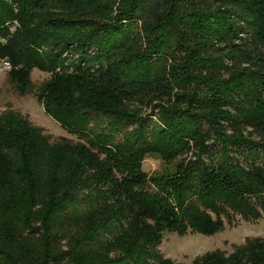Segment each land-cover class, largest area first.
Listing matches in <instances>:
<instances>
[{"label":"trees","instance_id":"trees-1","mask_svg":"<svg viewBox=\"0 0 264 264\" xmlns=\"http://www.w3.org/2000/svg\"><path fill=\"white\" fill-rule=\"evenodd\" d=\"M13 1L0 0V60L22 93L33 68L50 74L36 97L87 140L0 115V264H177L157 252L166 232L214 234L231 208L264 216V138L242 132L264 137V0ZM240 13L254 40L229 70L212 53L236 45ZM92 115L122 138L88 136ZM153 155L166 166L148 174ZM193 264H264V238Z\"/></svg>","mask_w":264,"mask_h":264},{"label":"rangeland","instance_id":"rangeland-1","mask_svg":"<svg viewBox=\"0 0 264 264\" xmlns=\"http://www.w3.org/2000/svg\"><path fill=\"white\" fill-rule=\"evenodd\" d=\"M6 1L13 4L14 7L17 8V4L13 0ZM229 20L230 24L235 26L237 29V35L233 37L234 44L236 45L231 47L232 50L225 48L222 49V51H216L215 48L212 54L215 55V58H218L217 60L219 62L222 61L223 64L228 65L227 68L230 70L236 67L237 62H245L246 57L244 54L247 50H249L245 49V46L246 44L250 45L252 43V38L254 40V36L252 35V32H250L251 28L248 27L247 23L244 21L245 19L242 13H240V16L231 15ZM19 25L18 21L9 22L8 26L11 28V33H14L20 27ZM230 54L232 57L236 56L237 59L233 61L230 60L232 59ZM6 63H8L9 66H5ZM242 67L245 66L242 65ZM13 69V64L9 59L5 58L0 60V115L9 110L20 112L28 118L34 126L42 128L45 131V134L51 137L53 142L58 141L60 137H67L77 142H86L87 138L84 139L82 137L83 133L74 128L73 132L72 130L69 131L63 127L60 122L53 119L45 111L43 105L39 102L38 97H36L35 94L37 92V88L50 78V74L41 71L37 67L33 68L31 71V82L34 84L35 88L32 92L30 91L27 93L25 91L26 93H22L16 88L17 83L10 76ZM258 71L259 69L254 68V72ZM254 72L250 73V75L254 78L251 81V88L256 86L257 82L262 81V74ZM225 79L236 81L235 78L229 74L225 75ZM237 80L241 82L240 84H242V81H247L245 78H243L242 81L240 79ZM235 87L237 86H233L232 88ZM244 90L245 89L242 91ZM144 114L148 116L151 114L150 110L144 109ZM154 122L155 123L150 124V127L155 126L157 123L156 119H154ZM109 125L110 120L108 118L102 115H92L88 118L85 132L88 136H92L94 134H108L109 132L107 130L111 129V137L117 142L122 138L123 134L116 131L115 128L109 127ZM242 132L243 136L250 140L257 143H261L263 141L264 137L251 127H242ZM229 134H232V132H229ZM232 150L233 155L235 154V158L239 160L243 159V156L240 155V152H243V150ZM248 161L249 160L247 159V162ZM254 161L259 163L261 158ZM165 166L166 165L162 162L161 158L157 155H153L149 156L144 161L143 170L148 174H152L154 172L161 171ZM229 210L231 211L229 212L231 215L230 220H225L224 228L214 234L207 235L197 232H189L187 235L181 236L177 233L166 232L161 245L157 249L158 254H160L164 259H170L177 264H193V261L196 258L202 257L206 253L221 250L230 254L234 251L236 246L243 245L247 239L264 238V216L256 220H246L239 212H235L232 208ZM258 210L260 213L263 212L260 208ZM148 262V264H154L153 261Z\"/></svg>","mask_w":264,"mask_h":264},{"label":"built area","instance_id":"built-area-1","mask_svg":"<svg viewBox=\"0 0 264 264\" xmlns=\"http://www.w3.org/2000/svg\"><path fill=\"white\" fill-rule=\"evenodd\" d=\"M5 66H9V64H8V63H6V64H5Z\"/></svg>","mask_w":264,"mask_h":264}]
</instances>
